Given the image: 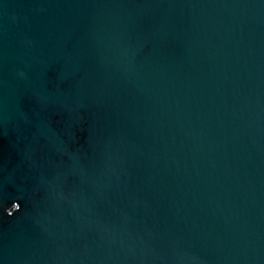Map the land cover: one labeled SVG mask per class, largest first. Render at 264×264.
<instances>
[{
  "label": "water",
  "instance_id": "95a60500",
  "mask_svg": "<svg viewBox=\"0 0 264 264\" xmlns=\"http://www.w3.org/2000/svg\"><path fill=\"white\" fill-rule=\"evenodd\" d=\"M0 264H264V0H0Z\"/></svg>",
  "mask_w": 264,
  "mask_h": 264
}]
</instances>
